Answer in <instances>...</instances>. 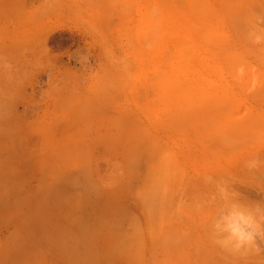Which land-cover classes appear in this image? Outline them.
<instances>
[{
  "label": "rangeland",
  "instance_id": "rangeland-1",
  "mask_svg": "<svg viewBox=\"0 0 264 264\" xmlns=\"http://www.w3.org/2000/svg\"><path fill=\"white\" fill-rule=\"evenodd\" d=\"M263 14L264 0H0V118L64 120L95 175L31 264H264V234L252 252L219 243L233 204L264 199Z\"/></svg>",
  "mask_w": 264,
  "mask_h": 264
},
{
  "label": "crops",
  "instance_id": "crops-1",
  "mask_svg": "<svg viewBox=\"0 0 264 264\" xmlns=\"http://www.w3.org/2000/svg\"><path fill=\"white\" fill-rule=\"evenodd\" d=\"M44 95L26 104L30 112L50 104ZM5 117L0 118V264L43 262L50 245L47 224L73 213L75 204L79 207L75 192L95 180L93 166L80 171V142L59 130L64 120L26 118L18 123L16 116ZM34 120L43 129L34 132ZM56 246L64 252V241Z\"/></svg>",
  "mask_w": 264,
  "mask_h": 264
},
{
  "label": "clouds",
  "instance_id": "clouds-1",
  "mask_svg": "<svg viewBox=\"0 0 264 264\" xmlns=\"http://www.w3.org/2000/svg\"><path fill=\"white\" fill-rule=\"evenodd\" d=\"M259 162L253 161L250 166ZM232 223L227 229V235L219 241L222 246L241 248L253 244L257 237L264 234V216L257 217L247 207L233 204L230 210Z\"/></svg>",
  "mask_w": 264,
  "mask_h": 264
},
{
  "label": "bare ground",
  "instance_id": "bare-ground-1",
  "mask_svg": "<svg viewBox=\"0 0 264 264\" xmlns=\"http://www.w3.org/2000/svg\"><path fill=\"white\" fill-rule=\"evenodd\" d=\"M263 10V9H262ZM244 14V13H243ZM237 15V14H236ZM256 15V14H255ZM264 15V14H263ZM250 16V15H249ZM238 17V16H237ZM251 19V18H250ZM253 20V19H252ZM240 31H241V29H240ZM258 31V30H257ZM263 31V30H262ZM248 32V31H247ZM253 32H254V30H253ZM257 34H256V36H260L259 34H260V32L258 31V32H256ZM263 33V32H262ZM257 38V37H256ZM264 40V39H263ZM240 47V46H239ZM250 58V57H249ZM240 81V80H239ZM264 81V80H263ZM263 84V83H262ZM263 90V89H262ZM243 97V96H242ZM225 103V102H224ZM223 104V103H222ZM232 105V104H231ZM234 105H237V104H234ZM223 109V108H222ZM224 110V109H223ZM227 110V109H226ZM229 112V111H228ZM244 122V121H243ZM261 123V122H260ZM258 125H259V123H257ZM262 124V123H261ZM262 126V125H261ZM257 127V126H256ZM260 127V126H259ZM262 128V127H261ZM260 157H262V156H260ZM264 158V157H263ZM262 160V159H261ZM166 168V167H165ZM263 171H264V169H262ZM258 174H260V173H258ZM253 175V174H252ZM264 175V174H263ZM263 175H262V177H263ZM256 176H257V173H256ZM259 177V176H258ZM260 177H261V175H260ZM258 179V178H257ZM261 179V178H260ZM262 180H264V179H262ZM229 181V180H228ZM233 181V180H232ZM255 183V182H254ZM241 189V188H240ZM244 190H245V188H244ZM247 191V190H246ZM232 192V191H231ZM230 195V194H229ZM256 197V196H255ZM245 199H247V197L245 198ZM247 200H255V199H253V198H249V199H247ZM258 200V199H257ZM257 200H256V202H257ZM260 200V199H259ZM250 201V202H251ZM261 201V200H260ZM259 202V201H258ZM263 202V203H262ZM262 202H260L259 204H253L252 206H249L250 207V209L249 210H251V212L257 217V219H259L260 217H262V215L264 214V209L262 210V208L260 207V206H264V199H262ZM238 203V202H237ZM250 204V203H249ZM257 205H259V206H257ZM248 208V207H247ZM261 209V210H260ZM263 212V213H262ZM229 219V218H228ZM222 221H224V220H222ZM221 221V222H222ZM226 221V220H225ZM230 221V220H229ZM223 223V222H222ZM232 223V221H230V223L229 224H231ZM227 225V224H226ZM224 227H226L225 225H224ZM216 228V227H215ZM217 228H218V226H217ZM217 230V229H216ZM222 230V229H221ZM225 230H227V229H225ZM226 232V231H225ZM227 235V234H226ZM261 236V235H260ZM217 241V240H216ZM256 242V241H255ZM253 244H255V243H253ZM252 245V244H251ZM250 245V246H251ZM256 245V244H255ZM247 246H249V245H246V247L244 246L243 248H244V252H242V253H245L246 252V249L245 248H247ZM253 247H254V245H253ZM253 247L251 246V248H252V250H253ZM242 248V247H241ZM242 248V249H243ZM258 248V247H257ZM248 250H249V252H252V250L250 251V248L248 247L247 248ZM254 250H255V248H254ZM234 251H238L237 249L235 250V248H234ZM259 251V250H258ZM258 251H257V253H258ZM256 252V251H255ZM255 252H253L254 253V255L256 254ZM238 253V252H237ZM245 255V254H244ZM263 255V254H262ZM250 257V256H249ZM248 257V258H249ZM252 258V257H251ZM255 260H257L256 258H255ZM211 263H212V261H210ZM235 262V261H234Z\"/></svg>",
  "mask_w": 264,
  "mask_h": 264
}]
</instances>
